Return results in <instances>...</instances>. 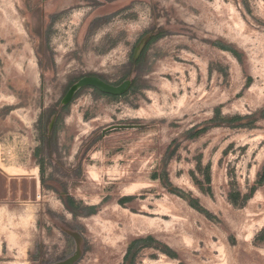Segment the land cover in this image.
Masks as SVG:
<instances>
[{"label": "rangeland", "instance_id": "obj_1", "mask_svg": "<svg viewBox=\"0 0 264 264\" xmlns=\"http://www.w3.org/2000/svg\"><path fill=\"white\" fill-rule=\"evenodd\" d=\"M0 264H264V0H0Z\"/></svg>", "mask_w": 264, "mask_h": 264}, {"label": "water", "instance_id": "obj_2", "mask_svg": "<svg viewBox=\"0 0 264 264\" xmlns=\"http://www.w3.org/2000/svg\"><path fill=\"white\" fill-rule=\"evenodd\" d=\"M150 37H146L142 40L141 44L139 45L136 56L139 57L146 47L147 43L149 42ZM136 57V58H137ZM132 86V80L128 79L122 82L120 85H112L106 82L104 79L98 76H85L79 79L72 87L69 89L68 93L66 94L65 98L62 101L64 106L68 105L74 96L82 89L92 87L99 90L101 93L111 96H122L128 92V90ZM53 125V124H52ZM51 125V127H52ZM130 126L126 125H113L110 126L106 131L114 130V129H122Z\"/></svg>", "mask_w": 264, "mask_h": 264}, {"label": "flooded vegetation", "instance_id": "obj_3", "mask_svg": "<svg viewBox=\"0 0 264 264\" xmlns=\"http://www.w3.org/2000/svg\"><path fill=\"white\" fill-rule=\"evenodd\" d=\"M149 46V44H147L146 45V48H144V50H143V52H142V54H141V56H140V58L143 56V54H144V52H145V50L147 49V47ZM92 76H95V75H92ZM99 77V76H98ZM100 78H102V77H100ZM103 79V78H102ZM106 81V80H105ZM107 82V81H106ZM109 83V82H108ZM133 84V83H132ZM120 85V84H119ZM98 93H100V94H102L99 90H97L96 88H94ZM69 107V106H68ZM68 107H66L64 110H66ZM52 116H57V118H56V124H57V122L59 121V118H60V115L58 114H56V111H53V114H52Z\"/></svg>", "mask_w": 264, "mask_h": 264}]
</instances>
